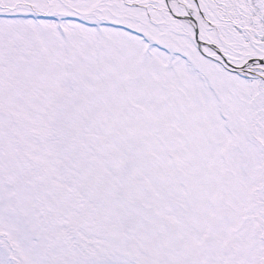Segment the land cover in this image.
I'll use <instances>...</instances> for the list:
<instances>
[{
    "label": "snow or ice",
    "instance_id": "obj_1",
    "mask_svg": "<svg viewBox=\"0 0 264 264\" xmlns=\"http://www.w3.org/2000/svg\"><path fill=\"white\" fill-rule=\"evenodd\" d=\"M0 264H264V0H0Z\"/></svg>",
    "mask_w": 264,
    "mask_h": 264
}]
</instances>
